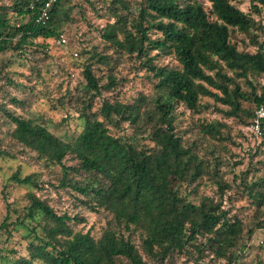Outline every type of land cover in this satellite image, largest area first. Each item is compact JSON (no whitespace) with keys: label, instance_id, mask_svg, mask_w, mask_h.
Masks as SVG:
<instances>
[{"label":"trees","instance_id":"trees-1","mask_svg":"<svg viewBox=\"0 0 264 264\" xmlns=\"http://www.w3.org/2000/svg\"><path fill=\"white\" fill-rule=\"evenodd\" d=\"M43 1L0 3V93L8 95L0 111L9 125L0 138V158L16 159L17 149L50 172L59 167L48 185L103 224L96 233L79 228L84 216L37 194L44 189L42 172L22 175L19 165L11 179L25 189L26 203L13 207L3 188L0 232L8 237L16 225H25L33 240L27 255L11 264H168L184 255L202 264L214 259L236 264L254 230L264 229V215L258 217L264 173H257L250 159L239 187L232 185L207 148L227 149L232 140L226 119L247 129L264 102V20L233 0H143L136 10L125 0H110L106 10L113 19L95 28L105 49L80 48L83 88L61 90L60 81L58 94L44 92L53 108L58 104L64 111L60 122L77 121L61 136L48 125L52 118L29 109L39 97L34 87L42 71L35 64L29 74L14 67L28 53L54 50L72 14L83 16L86 7L96 11L95 0H56L49 19L37 24ZM251 1L250 8L260 14L264 0ZM160 55L174 63H157ZM123 56L139 63L149 92L120 96L127 80L117 74ZM13 87L19 95L7 93ZM211 108L219 118L205 115ZM250 135L256 142L248 150L252 158L264 152V134ZM232 189L233 200L254 204L250 224L225 206L231 196L224 194ZM207 254L211 257L204 262Z\"/></svg>","mask_w":264,"mask_h":264},{"label":"rangeland","instance_id":"rangeland-1","mask_svg":"<svg viewBox=\"0 0 264 264\" xmlns=\"http://www.w3.org/2000/svg\"><path fill=\"white\" fill-rule=\"evenodd\" d=\"M125 1L130 3L135 10L143 2V0ZM203 1L205 4H208L207 0ZM8 2L9 0H0V3ZM109 2L110 0H95L94 6L99 15L89 7H86L85 9L83 8V16H81V13L75 14L74 12L72 14V21L64 27L62 34H60L65 39L64 43L59 41V39H61L59 36L54 42V50L39 49V51L33 54L28 53L22 59L19 58V61H17L14 67L17 71L29 74L30 66L35 64L42 71L43 78H39L38 83L35 84L34 87L37 89L39 97L31 100L29 109L32 113H35L38 116L43 115L46 119L52 118V123H48V125L58 135L65 136L66 134H69L70 128L74 127L77 121L72 119L67 125L60 122V119L65 116L64 111L58 104L53 108L51 105V99L45 97L44 92L48 93V91H50L53 94H58V85L60 81L64 82L61 90L67 86L70 88L77 86L79 90L83 88L85 79L81 74L82 68L80 60H83L84 56L80 54V48L81 46H84V48L88 49L93 45H96L98 50L105 49V42L100 40L95 28H102L105 25L106 20L113 19L110 18V13L106 10L107 5L109 6ZM233 2L244 11L251 13L256 19L261 18L264 20V7L261 9L260 14H257L250 8V4H252L253 1L233 0ZM85 40L86 42L82 45V42ZM106 52L113 55L111 50H106ZM76 53L78 55H76ZM155 60L157 63L161 64L174 63V60L170 56L160 55ZM119 61L120 63L118 64L117 69L120 70L121 73L118 72L117 74L124 75L127 78V80H124L123 82L120 96L122 95L123 98L127 99L135 95L138 91L144 93L149 92L151 85L144 77V70L140 67L139 63L127 56L121 57ZM20 62H22L21 67L18 65ZM30 80L34 81L36 80V77L33 76ZM6 91H8L7 93L10 95L17 92L14 87L9 88V90L6 88ZM115 93L116 91H114V93L111 92L109 96H112ZM17 94L19 95L18 92ZM7 96L6 92L0 93V103L8 102ZM95 101H97V105H99L101 99L96 98ZM53 102L55 103V99H53ZM7 106L16 113H25L22 108L10 104ZM205 115L219 118L217 112L213 111L212 108L208 110ZM226 122L230 125V136L233 143L232 141L226 142L225 148L227 149H224L222 145L214 146L213 144L208 145L207 149L210 150V153H213L212 156H217L220 160V171L222 172L224 179L228 183L239 187V174L246 169L250 159L257 168V173H264V152L250 158L248 150L256 144L251 137L250 132L233 118L226 119ZM125 125L126 124H124V127L126 129L127 126ZM110 127L113 131L116 130L112 125H110ZM8 128L9 125L4 120V116L0 111V138L3 137ZM128 131L130 132L131 130L128 128ZM14 152L16 154V159H10L7 157L0 158V224L6 213V203L2 199L3 188L7 193L8 202H10L13 207L20 208L26 203V200L24 199L25 189L14 185L15 183L11 179L12 173L20 165L22 166V175L33 170L42 172L41 181L44 183V189L41 191L37 190V194L41 197L49 198V202L57 208H63L71 213H81L86 219V222L78 225L79 228L83 227L86 230L87 228L92 227L95 233L99 232V229L103 224V219L99 218L98 215L90 212L86 208L78 209L74 207L71 198L68 195L59 197L48 185V181L55 180L54 175L59 173V167L54 168L53 172H50L40 164H35L34 161H31L29 152H20L17 149H15ZM235 191L236 189H232L225 192L224 196L228 194L231 196L230 203H225V206L232 208V212L238 213L244 222L250 224L253 221L252 214L255 206L247 199H242L241 201L233 200L232 194ZM263 215L264 206L260 209L258 217ZM13 217L14 216H12V218ZM15 228L16 229L12 231L11 236L8 237L0 232V264H11L13 260L27 255V245L33 240V234L25 225L18 224ZM210 257L211 255L207 254L204 257V262L209 260ZM209 262L211 264H225L224 260L221 259H214L212 262ZM168 264L202 263H197L184 255L174 259ZM236 264H264V229L254 230L250 241H248L247 249L238 259Z\"/></svg>","mask_w":264,"mask_h":264},{"label":"built area","instance_id":"built-area-1","mask_svg":"<svg viewBox=\"0 0 264 264\" xmlns=\"http://www.w3.org/2000/svg\"><path fill=\"white\" fill-rule=\"evenodd\" d=\"M56 0H44L42 4L39 6L38 14L35 18V22L37 24L44 23L49 19V12L51 7L53 6ZM59 41L64 43L65 39L62 35H60ZM262 86V95L264 98V78L261 83ZM249 132L256 136H262L264 134V102L256 108L254 113V118L247 126Z\"/></svg>","mask_w":264,"mask_h":264}]
</instances>
